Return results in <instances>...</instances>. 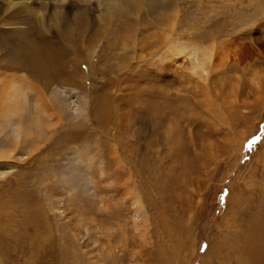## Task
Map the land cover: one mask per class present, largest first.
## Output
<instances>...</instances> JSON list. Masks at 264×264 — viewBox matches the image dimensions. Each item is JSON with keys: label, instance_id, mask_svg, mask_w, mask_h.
<instances>
[{"label": "rangeland", "instance_id": "rangeland-1", "mask_svg": "<svg viewBox=\"0 0 264 264\" xmlns=\"http://www.w3.org/2000/svg\"><path fill=\"white\" fill-rule=\"evenodd\" d=\"M2 79L0 264H264V0H0Z\"/></svg>", "mask_w": 264, "mask_h": 264}, {"label": "bare ground", "instance_id": "bare-ground-1", "mask_svg": "<svg viewBox=\"0 0 264 264\" xmlns=\"http://www.w3.org/2000/svg\"><path fill=\"white\" fill-rule=\"evenodd\" d=\"M178 50V49H177ZM176 50V51H177ZM180 51V49H179ZM177 53V52H176ZM208 57V56H207ZM206 57V58H207ZM204 59V57H203ZM42 60V59H41ZM206 62V61H205ZM201 63V62H199ZM198 65V64H197ZM201 65V64H200ZM4 67V66H3ZM194 68V67H193ZM203 68V67H202ZM195 69V68H194ZM200 69V68H199ZM198 69V70H199ZM53 75V74H52ZM14 78H11V80H13ZM22 79V78H21ZM43 79V78H42ZM11 80H5V79H2L0 81V102L4 103L6 106L5 109H7L8 111L10 110L12 113H17V112H21V113H24V111L26 109H24V103H25V97H23L24 95H20L18 94L19 91L15 88L16 86V82L15 81H11ZM21 91V90H20ZM42 91L41 90H38L37 92V96L39 95H42ZM20 95V96H19ZM21 96L23 98H21ZM52 102V101H51ZM33 104V103H32ZM35 106H43L45 105V103L39 99H35ZM55 106V105H54ZM45 107V106H43ZM9 113V112H8ZM26 115V113H25ZM32 115V114H31ZM25 117V116H24ZM40 117V116H39ZM42 118V117H41ZM39 119V118H38Z\"/></svg>", "mask_w": 264, "mask_h": 264}]
</instances>
